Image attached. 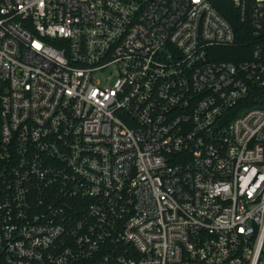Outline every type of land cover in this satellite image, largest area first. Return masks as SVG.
<instances>
[{
  "label": "built area",
  "instance_id": "built-area-1",
  "mask_svg": "<svg viewBox=\"0 0 264 264\" xmlns=\"http://www.w3.org/2000/svg\"><path fill=\"white\" fill-rule=\"evenodd\" d=\"M227 1L240 36L215 0H0V264H264V0Z\"/></svg>",
  "mask_w": 264,
  "mask_h": 264
},
{
  "label": "trees",
  "instance_id": "trees-1",
  "mask_svg": "<svg viewBox=\"0 0 264 264\" xmlns=\"http://www.w3.org/2000/svg\"><path fill=\"white\" fill-rule=\"evenodd\" d=\"M215 4L220 11V13L227 18L235 27V30L237 33L242 35L245 31H247L249 28H247V24H243L239 20V15H237V11L233 8V5L227 1V0H215ZM244 48H246L243 44H239L238 46H235L232 50L234 51V55L239 53V51H242ZM224 59L227 60H236V58L232 56H224Z\"/></svg>",
  "mask_w": 264,
  "mask_h": 264
}]
</instances>
